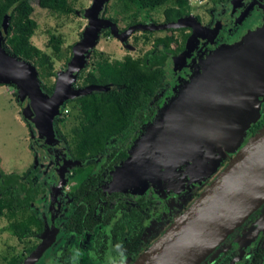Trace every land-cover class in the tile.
Masks as SVG:
<instances>
[{"label":"water","instance_id":"1","mask_svg":"<svg viewBox=\"0 0 264 264\" xmlns=\"http://www.w3.org/2000/svg\"><path fill=\"white\" fill-rule=\"evenodd\" d=\"M109 1L94 0L84 12L89 26L82 40L73 46L72 58L57 75L50 96L41 88L38 68L7 52L8 16L0 28V85L17 89L23 120L38 130L36 143H55L66 160H69L66 149L54 137V120L61 108L69 100L112 88L76 86L103 29L108 28L112 36L125 43L137 30L193 28L185 51L167 63L170 77L176 74L175 69L186 65L190 45L206 28L189 15L169 24H136L122 32L117 24L103 17ZM235 21L219 22L212 30L205 29L216 38L226 25L227 38L197 63L184 84L173 90L167 104L146 124L127 160L113 172L112 183L116 188L137 190L154 177L174 174L187 162L202 169L203 176L211 177L221 161L239 148L252 125L263 118L264 26L257 30L248 26L239 34L240 20ZM226 135L232 136L228 142L224 141ZM263 202L264 125L136 264H198ZM51 241L45 240L26 264H35Z\"/></svg>","mask_w":264,"mask_h":264},{"label":"flooded vegetation","instance_id":"2","mask_svg":"<svg viewBox=\"0 0 264 264\" xmlns=\"http://www.w3.org/2000/svg\"><path fill=\"white\" fill-rule=\"evenodd\" d=\"M213 1L215 3L205 11V21L202 15H195L209 30L219 22L226 24L234 20H240L237 23L239 34L248 26L255 30L264 26V0ZM180 29L177 31L187 38L184 43L181 39L180 47L183 48L171 54L167 63L170 58L183 53L188 39L193 37V28ZM205 29L190 45L191 53L186 65L180 70L175 69V75H167L154 100L159 108L191 75L194 69L191 71L190 68H195L203 57L227 38L226 25L221 27L216 38L214 33ZM262 98L264 108V96ZM80 121L78 118L73 122L70 131ZM66 123H57L54 137L66 149L69 160L55 143H36L33 139L36 158L21 174L29 172L26 178L27 195L30 197L27 215L36 217L42 230L38 233L34 228V235L24 240L13 235L24 247L22 253L15 251L7 264L10 261L26 264L48 239L52 240L50 246L35 264H136L216 177L214 175L211 181L208 180L202 171L198 173L195 170L192 162H187L174 174L154 177L148 180L147 186L137 190L116 188L112 183L113 172L124 162L120 150L125 145L126 135L115 137L110 143L112 148L107 152L87 158L92 161L78 165L87 159H78L70 153L68 143L71 136L63 133ZM263 125L264 115L249 134L255 135ZM234 156L229 154L221 163L226 160L227 165ZM21 216L22 213L15 215ZM198 264H264V202Z\"/></svg>","mask_w":264,"mask_h":264},{"label":"trees","instance_id":"3","mask_svg":"<svg viewBox=\"0 0 264 264\" xmlns=\"http://www.w3.org/2000/svg\"><path fill=\"white\" fill-rule=\"evenodd\" d=\"M116 1L123 7V11L131 13L128 16L129 27L139 24L138 14L143 11H155L163 6H167L163 13L165 24L177 22L191 13L187 0ZM39 2L43 8L60 15L76 13L69 0H39ZM33 12L31 0H0V28L5 17L8 16L9 36L5 44L7 52L32 62L38 68L41 88L50 96L55 89V82L52 79L58 74L52 57L31 41L38 27L36 20L32 17ZM110 20L115 24L118 23L115 18ZM177 30L179 29H167L168 33L164 37L156 38L153 48L140 58L126 56L123 60L111 61L103 52H98L96 49L91 52L94 60L89 67L86 65L80 72L77 87L98 85L112 88L107 91L93 92L64 104L63 108H66L69 103H73L71 110L76 108L78 118L81 119L80 123L71 130V141L68 143L71 154L78 159L86 160L107 152L109 148H112L111 141L118 135L125 134V145L120 151L124 162L127 160L134 142L160 109L159 104L154 100L167 80V60L171 54L183 48L173 34ZM150 32L153 31L148 33ZM102 33L111 36L108 28H105ZM181 38L184 43L187 35ZM49 45L55 55L61 53L62 39L60 37L52 35ZM173 45L176 46L172 48ZM70 60L71 58H68L66 63L68 64ZM14 95L19 103L18 91H15ZM62 115L64 112L55 118L54 128L57 123L66 121L65 115ZM26 124L32 127L31 123L26 122ZM88 160L90 159L86 161ZM28 173H5L2 170L0 158V218L8 220L10 232L19 240L33 236L34 228H37L38 233L42 230L41 222L33 215H27L30 198L27 195ZM17 213H22V216L15 217ZM9 264L14 262L10 261Z\"/></svg>","mask_w":264,"mask_h":264},{"label":"rangeland","instance_id":"4","mask_svg":"<svg viewBox=\"0 0 264 264\" xmlns=\"http://www.w3.org/2000/svg\"><path fill=\"white\" fill-rule=\"evenodd\" d=\"M93 1L94 0H69L76 13L70 15H60L56 12L43 8L39 0H31V4L34 8L32 17L36 20L38 26L31 41L35 46L52 57L55 62L57 74L66 69L67 59L72 58L73 46L82 40L83 33L89 26V19L85 16L84 12L92 7ZM199 1H203V5H200ZM214 3L215 2L213 0H195L193 5H189L191 8V14H193V16L202 15L203 20L205 21V11H207ZM165 8H167V6L158 8L155 11H143L138 14L137 21L139 24L144 25L165 24V17L163 14ZM130 14L131 13L123 11V7H121L116 0H110L105 6L103 17L106 19H117L118 28L122 32H125L130 28L128 26L130 21L128 16ZM166 30L167 29L154 30L150 33H148L149 31L146 32L143 30H137L125 43H122L111 34V36H106L101 31L99 43L95 49L98 52H103L111 61L123 60L126 56L140 58L153 48V42L156 38L164 37L168 33ZM173 34L175 35V38H178V44H180L182 39L180 31H174ZM52 35L62 39L61 53L58 55L53 53L52 48L49 45V39ZM175 46L176 45H173L172 48ZM93 60L94 55L91 53L87 67L91 65ZM190 69L192 71L195 68L191 67ZM56 79L57 77L53 78L52 81L56 82ZM77 85L78 80L76 82V86ZM4 86L5 87H1L0 85L1 167L5 173L21 174L31 167L34 159L36 158L32 146L34 142L33 139L36 141L38 139V130L32 124L33 128L30 129L23 120L22 108L14 95V92L17 91V89L7 85ZM262 92L264 95V90ZM172 93L170 97L172 96ZM72 106L73 103H69L68 107L61 108L60 115L64 112L67 122L66 126L63 128L65 136H71V125L73 122L78 120V110L76 108L71 110ZM259 121H261V119ZM252 127L247 131L244 141L241 143L239 148H237L234 153H231L232 155H235L239 149L247 143L249 138L254 135L249 134L250 131H252ZM33 131L34 133H32ZM225 161L226 160L220 164V167L214 175L217 176L224 168L228 162ZM194 168L198 171V173L202 171V169L198 170L196 167ZM214 175L208 177L207 179L211 181ZM8 223L9 222L6 218H0V264H7V260L12 256V254L15 253V251L17 253H22L24 247L10 232Z\"/></svg>","mask_w":264,"mask_h":264},{"label":"bare ground","instance_id":"5","mask_svg":"<svg viewBox=\"0 0 264 264\" xmlns=\"http://www.w3.org/2000/svg\"><path fill=\"white\" fill-rule=\"evenodd\" d=\"M264 90V86L263 87H261V92ZM225 138H227V139H225L224 141H226V142H228V140H230L231 138H232V136L231 135H226L225 136ZM151 177V176H150Z\"/></svg>","mask_w":264,"mask_h":264},{"label":"built area","instance_id":"6","mask_svg":"<svg viewBox=\"0 0 264 264\" xmlns=\"http://www.w3.org/2000/svg\"><path fill=\"white\" fill-rule=\"evenodd\" d=\"M189 5H193L195 0H188ZM200 5H203V1H199Z\"/></svg>","mask_w":264,"mask_h":264},{"label":"crops","instance_id":"7","mask_svg":"<svg viewBox=\"0 0 264 264\" xmlns=\"http://www.w3.org/2000/svg\"><path fill=\"white\" fill-rule=\"evenodd\" d=\"M1 87H5V86H1Z\"/></svg>","mask_w":264,"mask_h":264}]
</instances>
